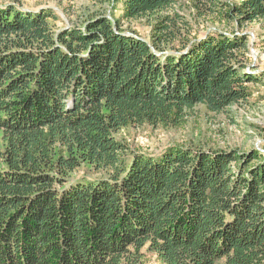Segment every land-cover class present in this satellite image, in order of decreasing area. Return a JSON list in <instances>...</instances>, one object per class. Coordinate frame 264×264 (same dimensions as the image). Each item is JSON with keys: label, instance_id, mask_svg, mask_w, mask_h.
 I'll use <instances>...</instances> for the list:
<instances>
[{"label": "trees", "instance_id": "trees-1", "mask_svg": "<svg viewBox=\"0 0 264 264\" xmlns=\"http://www.w3.org/2000/svg\"><path fill=\"white\" fill-rule=\"evenodd\" d=\"M122 1L114 21L60 31L50 8L0 3V264H264V153L117 138L248 100L247 37L193 34L179 0ZM194 14L264 23V0Z\"/></svg>", "mask_w": 264, "mask_h": 264}, {"label": "rangeland", "instance_id": "rangeland-1", "mask_svg": "<svg viewBox=\"0 0 264 264\" xmlns=\"http://www.w3.org/2000/svg\"><path fill=\"white\" fill-rule=\"evenodd\" d=\"M20 1L25 8L37 10L50 8L56 18L50 19L55 30L82 28L88 20L104 16L115 20L121 16L122 0L101 3L96 0H0V3ZM196 0H179L176 8L190 20L192 33L204 35L209 29L247 37L246 71L258 77L250 83L252 95L248 100L232 104L225 111L210 112L198 105L186 117L180 127L162 128L145 124L129 126L117 133V138L126 142L131 150L159 153L171 143L199 144L208 149L240 151L249 153L258 150L264 153V23H246L239 26L235 21L220 23L217 16L199 17L194 14ZM225 1V0H224ZM233 2L234 0H226ZM125 32L135 30L150 39L151 29L145 21L123 20ZM86 170V169H85ZM82 175L81 172H78ZM148 264H162L152 253Z\"/></svg>", "mask_w": 264, "mask_h": 264}]
</instances>
